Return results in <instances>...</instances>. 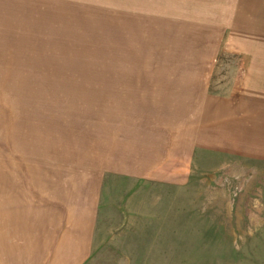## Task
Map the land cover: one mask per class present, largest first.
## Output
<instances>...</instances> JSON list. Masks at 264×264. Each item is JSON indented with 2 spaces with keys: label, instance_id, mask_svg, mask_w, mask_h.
<instances>
[{
  "label": "rangeland",
  "instance_id": "374dc122",
  "mask_svg": "<svg viewBox=\"0 0 264 264\" xmlns=\"http://www.w3.org/2000/svg\"><path fill=\"white\" fill-rule=\"evenodd\" d=\"M138 7L0 0V198L85 182L96 212L85 264H264V100L239 105L263 95L264 25L216 55L185 45L200 42L190 32L149 46L171 41L148 40L158 35ZM204 53L209 67L191 64ZM245 54L257 55L254 98ZM155 83L163 93L143 92ZM155 153L159 175L124 173Z\"/></svg>",
  "mask_w": 264,
  "mask_h": 264
},
{
  "label": "crops",
  "instance_id": "0c3cea01",
  "mask_svg": "<svg viewBox=\"0 0 264 264\" xmlns=\"http://www.w3.org/2000/svg\"><path fill=\"white\" fill-rule=\"evenodd\" d=\"M137 1L140 7L136 12L150 16L148 22L152 25L149 27L158 35L157 37L152 35L148 40L171 41L162 44L148 43L149 46H178L180 44L175 43V40L184 38L188 41L190 32L193 40L200 42L185 45L195 47L194 45L201 44L205 48V53L213 52L211 48H215L218 53L219 48L224 46L230 49L229 47L232 46L248 45L235 42L233 34H238L239 39L245 41L252 36L254 30L257 32V24L264 25V0ZM201 15L205 16V22L208 24L202 29L196 26L198 21L203 20L199 19ZM128 25L126 21L123 29H127ZM180 25L183 28L180 29ZM162 30L164 32H161ZM201 30L204 31L202 34ZM167 33H173L176 37L163 38ZM138 45L146 44L141 42ZM205 53L196 59L191 58V64L206 62L203 68L209 67V58H204ZM241 59L248 64L245 66V74L240 76L243 87L245 88V82L248 87L245 89V96L249 94L250 98H254L257 94V55L245 54L238 57L237 62ZM262 72L258 70V73ZM160 74L142 75L149 79L183 78V76L173 74ZM197 77L192 75L193 79ZM258 78L263 80L264 74ZM160 85L161 83L153 84L154 90H151L149 86L142 87V89H148V91H143L146 93L161 94L164 88ZM159 88L161 91L158 90ZM259 91L264 95V86ZM195 92L193 88L191 93ZM263 95L257 101L256 99L246 101L243 98L239 105L246 108L253 104L256 111L257 104L258 106L263 105ZM161 149L163 146H158L153 150L160 153ZM153 155L156 157L155 160H145L143 156V164H140V168L130 166L131 160L124 173L136 176L159 175L164 163L158 153ZM32 183L30 182V187ZM10 184L14 185L15 182ZM75 185L72 188H69L67 184L53 187L49 183L42 190H31L27 197H19L16 189H10L14 193L0 198V264H85L93 247V224L96 212L92 211V207L87 209L85 182Z\"/></svg>",
  "mask_w": 264,
  "mask_h": 264
}]
</instances>
